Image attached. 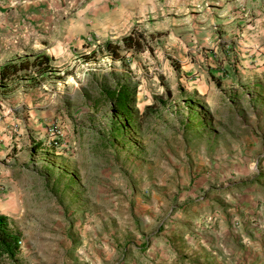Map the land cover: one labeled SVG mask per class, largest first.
Masks as SVG:
<instances>
[{
    "label": "rangeland",
    "instance_id": "obj_1",
    "mask_svg": "<svg viewBox=\"0 0 264 264\" xmlns=\"http://www.w3.org/2000/svg\"><path fill=\"white\" fill-rule=\"evenodd\" d=\"M124 31L36 30L50 71L0 83V106L33 81L54 106L34 171L14 175L19 249L0 264H264V60L212 58L214 77L195 55L163 50L161 33ZM136 33L143 51H98ZM3 37L0 65L20 61ZM119 84L133 95L131 123L100 101Z\"/></svg>",
    "mask_w": 264,
    "mask_h": 264
},
{
    "label": "crops",
    "instance_id": "obj_2",
    "mask_svg": "<svg viewBox=\"0 0 264 264\" xmlns=\"http://www.w3.org/2000/svg\"><path fill=\"white\" fill-rule=\"evenodd\" d=\"M133 27L164 35L163 50L178 56L180 52L195 55L196 67L205 75H222L212 58L222 60L221 64L242 58L239 64L243 67L264 60V0H0V30L15 51L11 60L43 54V35L36 30L87 29L105 36L111 30ZM177 37L183 38L181 42L172 40ZM78 39L74 42L80 46ZM55 46L61 49V43ZM240 50L244 52L237 53ZM39 86V81H33L25 90L13 88L11 102L0 106L4 110L0 119V215L8 228L21 204L14 175L34 171V141L47 148L43 129L46 120L54 117V106L45 102Z\"/></svg>",
    "mask_w": 264,
    "mask_h": 264
},
{
    "label": "trees",
    "instance_id": "obj_3",
    "mask_svg": "<svg viewBox=\"0 0 264 264\" xmlns=\"http://www.w3.org/2000/svg\"><path fill=\"white\" fill-rule=\"evenodd\" d=\"M132 49L136 52L146 49L144 38L141 33L128 34L120 40V44L105 42L98 47V51L108 53L112 58H116L119 50ZM50 58L39 54L32 59H23L18 62H10L0 67V83L13 79L20 71H28L30 77L35 79L42 78L50 71ZM38 81V80H37ZM170 95L168 90L165 91ZM101 103H109L110 107L121 115L125 123H131L137 116L134 110L132 92L123 84L115 85L113 88L102 89L99 91ZM148 108H145L147 111ZM145 113V112H144ZM20 235L8 228L6 218L0 215V258L13 259L19 249Z\"/></svg>",
    "mask_w": 264,
    "mask_h": 264
},
{
    "label": "built area",
    "instance_id": "obj_4",
    "mask_svg": "<svg viewBox=\"0 0 264 264\" xmlns=\"http://www.w3.org/2000/svg\"><path fill=\"white\" fill-rule=\"evenodd\" d=\"M58 135H59V134H58ZM49 136H57V135H54V134L52 133V134H50ZM49 139H50V144H51L52 146H54V148H56V147L58 146V144H57V142L55 141V138H54V137H50Z\"/></svg>",
    "mask_w": 264,
    "mask_h": 264
}]
</instances>
